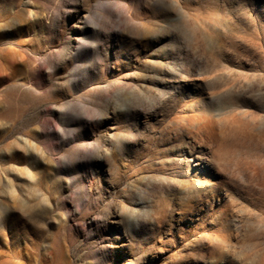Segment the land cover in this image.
I'll use <instances>...</instances> for the list:
<instances>
[{"label": "rangeland", "instance_id": "rangeland-1", "mask_svg": "<svg viewBox=\"0 0 264 264\" xmlns=\"http://www.w3.org/2000/svg\"><path fill=\"white\" fill-rule=\"evenodd\" d=\"M0 264H264V0H0Z\"/></svg>", "mask_w": 264, "mask_h": 264}, {"label": "bare ground", "instance_id": "bare-ground-1", "mask_svg": "<svg viewBox=\"0 0 264 264\" xmlns=\"http://www.w3.org/2000/svg\"><path fill=\"white\" fill-rule=\"evenodd\" d=\"M205 156H206V155H205ZM202 157H204V156H202ZM202 157H201V159H207V158H205V157H204V158H202ZM197 158H200V157L198 156Z\"/></svg>", "mask_w": 264, "mask_h": 264}]
</instances>
